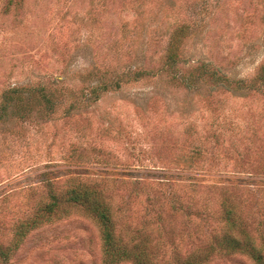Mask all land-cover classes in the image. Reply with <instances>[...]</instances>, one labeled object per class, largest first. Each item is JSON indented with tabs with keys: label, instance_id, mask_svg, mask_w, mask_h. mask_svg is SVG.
Masks as SVG:
<instances>
[{
	"label": "rangeland",
	"instance_id": "obj_1",
	"mask_svg": "<svg viewBox=\"0 0 264 264\" xmlns=\"http://www.w3.org/2000/svg\"><path fill=\"white\" fill-rule=\"evenodd\" d=\"M181 23L191 33L161 71ZM200 61L225 78L188 72ZM263 62L264 0H0V264H104L99 224L66 199L79 185L159 261L211 245L205 264H255L217 241L226 199L262 244ZM92 64L110 70L89 74ZM142 66L153 69L136 76ZM99 82L111 88L96 99ZM28 84L57 109L6 91Z\"/></svg>",
	"mask_w": 264,
	"mask_h": 264
},
{
	"label": "trees",
	"instance_id": "obj_2",
	"mask_svg": "<svg viewBox=\"0 0 264 264\" xmlns=\"http://www.w3.org/2000/svg\"><path fill=\"white\" fill-rule=\"evenodd\" d=\"M190 26L185 23L177 25L171 32L168 42L167 49L165 50L164 56L162 58V65L159 67L161 71L172 72L176 68V63H178L179 52L182 51V45L190 35ZM149 70L146 67H139L135 71V75H148ZM110 69H102L98 65H90L87 68L89 74H105ZM135 70V69H134ZM133 70V71H134ZM158 70V71H160ZM188 72H196L200 75H209L217 78H225L224 73H220L215 67L208 62L200 61L194 67L190 68ZM152 72H150L151 74ZM156 73V72H155ZM258 73L264 76V62L259 67ZM172 74V73H171ZM124 75V74H123ZM140 77V76H139ZM125 78V77H124ZM180 78L176 75L172 79ZM57 83L61 82V79H54ZM119 87V80L113 83ZM108 83L99 82L95 87L90 90L93 92L94 97L98 98V92L108 89ZM186 87L190 85L186 84ZM111 88V86H110ZM45 85L32 86L31 84L15 86L8 90V93H14L25 90L26 92L39 93V99L36 101L45 105V113L54 112L57 109V104L54 102V97L50 92L46 90ZM45 90V92H44ZM65 91L66 88L63 87ZM60 93V91H59ZM91 98L87 97V101ZM41 100V101H40ZM92 100V99H91ZM73 103V102H72ZM60 104V103H59ZM58 104V105H59ZM74 102L71 104L74 108ZM73 204L81 206L89 215H91L94 220L100 226L102 250L104 255V264H119L124 261H130L133 264H168L164 261H159L156 253L147 249V240H139V242L126 241L122 234L116 233V225L112 217L110 207L102 198L101 192L97 190H90L87 186L79 185L68 191V196L66 198ZM56 203L50 202L45 205V222L51 219L52 214L56 212ZM223 206V219L228 223V231L222 233L217 241V250H223L226 253L233 252H245L255 264H264V236L262 239V244L260 247H256L249 236L241 229L237 221V216L233 211V205L229 200L224 199ZM264 228V225H263ZM234 231L242 234L243 238L240 239L239 236L234 234ZM241 235V236H242ZM215 248L211 245L208 249L204 250H194L186 255L182 260H179L177 264H205L211 260L212 256L215 255Z\"/></svg>",
	"mask_w": 264,
	"mask_h": 264
}]
</instances>
